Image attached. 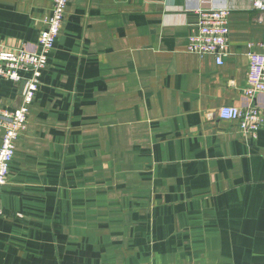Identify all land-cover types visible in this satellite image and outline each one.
<instances>
[{
  "label": "crops",
  "instance_id": "obj_1",
  "mask_svg": "<svg viewBox=\"0 0 264 264\" xmlns=\"http://www.w3.org/2000/svg\"><path fill=\"white\" fill-rule=\"evenodd\" d=\"M52 0H0V51L37 50ZM229 9L228 53H189ZM250 0H69L0 192V264H264V126L244 97ZM21 83L0 80V108ZM2 133L0 131V141Z\"/></svg>",
  "mask_w": 264,
  "mask_h": 264
},
{
  "label": "built area",
  "instance_id": "obj_2",
  "mask_svg": "<svg viewBox=\"0 0 264 264\" xmlns=\"http://www.w3.org/2000/svg\"><path fill=\"white\" fill-rule=\"evenodd\" d=\"M69 0H52V7L42 23L44 29L39 32L37 50L23 47L0 51V80L21 83L20 103L14 110L0 108V192L5 186L9 166L15 153V142L25 130L29 108L40 85L42 71L46 67L50 51L66 13ZM254 10L264 13V0H250ZM196 29L189 37L187 51L197 56H211L217 65L228 53L229 9L224 7L197 10ZM249 45L246 54L248 61L244 97H261L264 103V41L258 45L260 51H253ZM218 118L238 123L241 133L256 137L257 131L264 126V105L246 107L222 106L218 109ZM3 215L0 206V217Z\"/></svg>",
  "mask_w": 264,
  "mask_h": 264
}]
</instances>
